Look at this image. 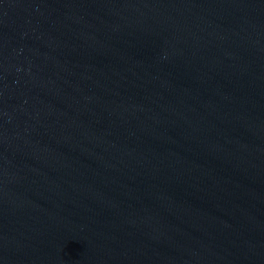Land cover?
Masks as SVG:
<instances>
[{
	"label": "water",
	"instance_id": "1",
	"mask_svg": "<svg viewBox=\"0 0 264 264\" xmlns=\"http://www.w3.org/2000/svg\"><path fill=\"white\" fill-rule=\"evenodd\" d=\"M0 264H264V0H0Z\"/></svg>",
	"mask_w": 264,
	"mask_h": 264
}]
</instances>
